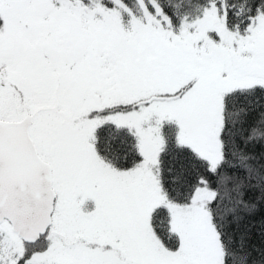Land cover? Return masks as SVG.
I'll list each match as a JSON object with an SVG mask.
<instances>
[{
	"label": "snow or ice",
	"instance_id": "obj_1",
	"mask_svg": "<svg viewBox=\"0 0 264 264\" xmlns=\"http://www.w3.org/2000/svg\"><path fill=\"white\" fill-rule=\"evenodd\" d=\"M0 264H264V0H0Z\"/></svg>",
	"mask_w": 264,
	"mask_h": 264
}]
</instances>
